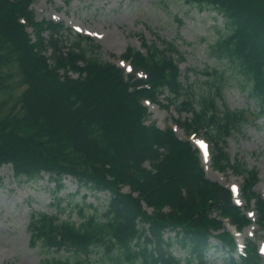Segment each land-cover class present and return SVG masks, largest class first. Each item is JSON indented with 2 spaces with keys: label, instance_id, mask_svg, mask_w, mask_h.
<instances>
[{
  "label": "trees",
  "instance_id": "trees-1",
  "mask_svg": "<svg viewBox=\"0 0 264 264\" xmlns=\"http://www.w3.org/2000/svg\"><path fill=\"white\" fill-rule=\"evenodd\" d=\"M33 1L0 0V167L10 164L17 180L36 181L46 173L54 183L55 212H30L29 244L47 251L39 264H215L207 259L212 247L234 250V238L218 216L238 228L249 219L233 204L230 190L205 175L187 139L171 127L146 123L142 99L160 103L163 93L162 106L190 113L177 119L184 129L206 135L213 166L242 176V193L248 202L255 198L257 223L264 226V199L252 188L258 170L224 149L246 118L244 109L226 104L220 75L213 77V87L191 96L173 56L177 45L142 40L145 53L129 46L123 57L146 77L126 78L114 63L87 55L92 48L81 46L87 42L81 35L62 51L56 34L64 25L37 20ZM187 1L222 16L226 33L211 44V55L249 81L248 96L259 106L257 113H264V0ZM47 43L53 54H45ZM67 175L78 187L61 196ZM124 186L129 191H122ZM81 188L89 189L95 202L86 201ZM104 190L110 195L102 203L96 192ZM227 259L228 264L263 260L250 239L245 256Z\"/></svg>",
  "mask_w": 264,
  "mask_h": 264
},
{
  "label": "rangeland",
  "instance_id": "rangeland-1",
  "mask_svg": "<svg viewBox=\"0 0 264 264\" xmlns=\"http://www.w3.org/2000/svg\"><path fill=\"white\" fill-rule=\"evenodd\" d=\"M30 7L37 20L54 19L71 28L70 31L65 27L57 31L62 51L74 43L78 33L91 39L81 43L87 50L92 48L87 55L119 64L125 48L139 47L141 38L147 44L153 41L159 46H162L163 40H172L177 45L178 54L182 55L179 58L173 54L179 61L180 79L189 95L203 93L211 85L213 77L220 75L226 104L233 110L244 109L246 118L241 130H235L227 139L226 150L232 158H241L248 168L258 170L259 180L254 189L264 197V113H257L259 106L248 96L249 81L235 72L228 61L211 55V44L226 33L222 16L213 8L187 0H70L69 3L63 0H35ZM43 35L48 38V31H44ZM50 49L51 45L47 43V55ZM79 64L82 65V62L79 61ZM214 69L218 73L208 75ZM15 91L18 93L20 88ZM164 95H160L162 103L165 102ZM215 99L221 104L218 96ZM6 107L2 105L1 109ZM148 110L146 122H155L160 127L174 125L171 118L178 117L173 106L165 109L152 103L148 104ZM181 116L186 117L187 114L182 113ZM176 132L180 137L188 138L181 128L177 127ZM189 138L195 145L203 141L201 135ZM145 165L148 166L147 163ZM205 169L209 178L226 186L239 187L242 183V176L233 174L229 169L220 172L207 163ZM0 170V264H39L41 256L47 251L29 244L30 212H55L51 197L54 183L49 181L46 173H42L36 181L17 180L10 164H3ZM64 183L65 188L59 195L75 192L77 183L74 178L67 176ZM123 190L127 191L128 187L124 186ZM85 192L88 190L82 188L81 194ZM97 196L105 203L108 192H97ZM78 198L79 195H74L75 200ZM234 199L244 203L239 192ZM86 201L94 202L95 199L89 194ZM61 214L65 216L64 212ZM251 227L261 247L264 245V229ZM247 229L243 231L244 236L250 235ZM211 240L213 244L218 243L215 239ZM216 247L208 251L207 259L215 264H228L229 250L219 245ZM261 264H264V259Z\"/></svg>",
  "mask_w": 264,
  "mask_h": 264
},
{
  "label": "bare ground",
  "instance_id": "bare-ground-1",
  "mask_svg": "<svg viewBox=\"0 0 264 264\" xmlns=\"http://www.w3.org/2000/svg\"><path fill=\"white\" fill-rule=\"evenodd\" d=\"M2 170H0V172H1Z\"/></svg>",
  "mask_w": 264,
  "mask_h": 264
}]
</instances>
